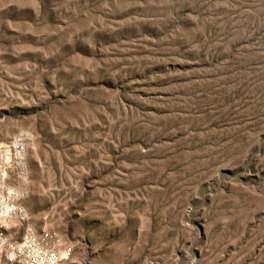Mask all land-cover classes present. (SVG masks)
Masks as SVG:
<instances>
[{
	"label": "rangeland",
	"instance_id": "obj_1",
	"mask_svg": "<svg viewBox=\"0 0 264 264\" xmlns=\"http://www.w3.org/2000/svg\"><path fill=\"white\" fill-rule=\"evenodd\" d=\"M21 131L72 262L264 264V0H0Z\"/></svg>",
	"mask_w": 264,
	"mask_h": 264
},
{
	"label": "built area",
	"instance_id": "obj_2",
	"mask_svg": "<svg viewBox=\"0 0 264 264\" xmlns=\"http://www.w3.org/2000/svg\"><path fill=\"white\" fill-rule=\"evenodd\" d=\"M34 142L30 132L21 131L0 144V264H81L71 261L70 249L57 234L25 226L31 219L24 202Z\"/></svg>",
	"mask_w": 264,
	"mask_h": 264
}]
</instances>
